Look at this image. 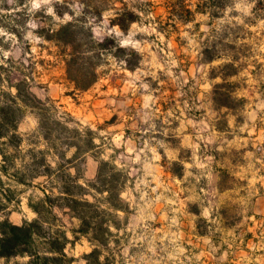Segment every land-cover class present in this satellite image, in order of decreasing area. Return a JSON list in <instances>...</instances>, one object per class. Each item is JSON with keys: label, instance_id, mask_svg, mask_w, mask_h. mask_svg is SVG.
<instances>
[{"label": "rangeland", "instance_id": "obj_1", "mask_svg": "<svg viewBox=\"0 0 264 264\" xmlns=\"http://www.w3.org/2000/svg\"><path fill=\"white\" fill-rule=\"evenodd\" d=\"M130 13L137 20L126 31L111 23ZM75 20L91 27L97 40L113 36L127 50L103 54L90 95L74 90L64 47L45 38ZM129 50L137 51L138 59ZM207 55L214 60L206 61ZM125 59L137 60V67L127 70ZM0 75V110L21 116V141L5 138L0 146V223L32 224L35 233L29 253L0 264L264 263V255L250 254L237 243L248 229L264 235L263 206L255 221L249 216L250 196L235 195L217 205L200 166L210 153L239 160L240 148L218 149L229 140L237 147L256 143L257 163L264 158V0H0ZM126 79L143 95L141 131L131 133L139 141L152 140L144 129H152L153 119L164 132L155 138L166 139L165 107L178 110L186 89L191 138L201 146L180 149L194 163L184 179L162 171L159 149L122 145L120 115L137 112L120 100ZM132 80L136 84L130 85ZM109 86L112 94L104 92ZM29 92L43 103L29 102ZM100 161L110 164L107 180L117 178L113 167L120 171L121 201L106 199L100 190ZM161 161L166 170L182 174L180 163ZM263 169L257 175L263 176ZM262 182L258 176L248 183L229 181L251 190ZM66 197H84L97 211H107L86 220L107 231L81 235L75 203L71 210ZM249 247L258 254L262 246Z\"/></svg>", "mask_w": 264, "mask_h": 264}, {"label": "crops", "instance_id": "obj_2", "mask_svg": "<svg viewBox=\"0 0 264 264\" xmlns=\"http://www.w3.org/2000/svg\"><path fill=\"white\" fill-rule=\"evenodd\" d=\"M136 22H133L131 25H134ZM128 70V69H127ZM122 80V79H121ZM126 85L120 87L119 94L121 96L120 100L121 102L125 103L126 108L130 106V108H133L135 106L136 113H121L120 115V121H121V127H120V134L123 139L122 145L124 147H132V148H138V147H153L157 148L159 156L161 160H164V158H168V160L176 161L180 163L183 166V172L181 175L176 176L170 169L166 170L163 166V162L159 160V167L162 169V171H167L168 176L174 177L177 179H184L185 174L189 172V168L194 165V163L186 160L184 157L180 155V149H192V147L201 146L199 143H195L192 141L191 138V108L186 104V89L183 90V97H181L179 101L178 110H175L174 106L173 108L168 106L165 107V111L168 114V122H167V128H164L166 133V139L159 141L158 138H155L158 136V134H162L163 129L157 127L156 125V119H153V122L151 124L152 129H144L145 131H150L152 133L151 141H139L135 139H131V133L133 131L140 132V124L139 118H140V111H138V108L141 105V95L140 90L138 89L137 84L132 80L130 82V85H134L133 87H129L127 79L125 80ZM97 86V82L88 90L80 92L81 95H90L92 92L95 91ZM112 86H109L105 88L106 94H112ZM55 98H59V94L57 91L54 94ZM175 100V98L173 99ZM207 107H205V118L207 116ZM225 110V109H224ZM176 113H178L176 115ZM159 117V116H158ZM202 117V111L199 112V119ZM135 121V122H134ZM134 124L136 128L133 129ZM162 130V131H161ZM176 130H178V143L175 144L174 140L176 137ZM255 139V138H254ZM243 139H240V141ZM234 143L231 145L232 141H227V143H224V145H221V150H225V148H240L239 150L244 151L240 155L241 157L237 161H232L227 158H221L220 155L216 153H210L209 155L203 157V163L200 165L202 166V175L205 177V180H207L206 184V191L208 192L209 196L216 197L218 200V204H225L232 196H250L251 198V207L252 210L249 214V216L253 219L258 220L260 218V213L256 212V209H262L261 206H263L264 210V172L262 173L263 176L257 175V170H259L261 167L264 168V158L260 160V163H257L259 159L255 156V144L254 142H246L244 145L241 144V146H236ZM241 143V142H240ZM205 146V145H204ZM162 149V150H160ZM165 149V150H164ZM178 149V150H176ZM251 154V155H250ZM262 161V163H261ZM264 170V169H263ZM256 176L259 178H263V182L255 185L253 189H250V185H246V187H239L236 185H232L229 183L230 180H240L242 182L247 181L250 182L256 180ZM204 180V181H205ZM216 205V206H217ZM212 210V207L210 208ZM255 221H252L250 224L255 225ZM250 228V226H248ZM237 243L239 244L240 249H243L247 251L248 253H253L256 255H264V235L261 237H258L254 234V231H250L248 229L247 232L240 234L237 238ZM252 243L253 247H258L261 245V249L258 250V254L256 250L252 251L249 247V244ZM250 248V249H249ZM252 254V255H253ZM258 264V263H255ZM264 264V263H263Z\"/></svg>", "mask_w": 264, "mask_h": 264}, {"label": "trees", "instance_id": "obj_3", "mask_svg": "<svg viewBox=\"0 0 264 264\" xmlns=\"http://www.w3.org/2000/svg\"><path fill=\"white\" fill-rule=\"evenodd\" d=\"M202 12H205L202 10ZM137 20V16L133 13L129 15H119L117 19L112 20L113 25H118L121 30L126 31L129 26ZM47 40L52 41L62 47H64L63 55L65 56V69L66 76L70 83L73 84L75 91H86L91 88L99 79L98 68L101 65V58L104 53L112 52L115 48L119 52H126L125 48L120 47L117 44V39L113 36L105 37L102 41L97 40L91 27H87L84 23H78L76 20L68 21L59 26L58 29L49 33L46 37ZM129 55L131 58L138 59V53L135 50H129ZM126 60L125 67L127 69L133 70L137 67L138 61ZM208 62H212L214 57L207 55ZM1 77V75H0ZM19 92L18 85H15ZM216 95V88L214 90ZM19 95L14 96V100H17ZM1 98V96H0ZM28 101L31 103H43L39 100L33 93H28ZM0 146L3 144V139L6 141L16 142L21 141L19 135L17 134L18 123L21 116L8 114L3 109L0 110ZM92 147L89 149L91 150ZM88 150V151H89ZM43 165L48 168L49 165L42 162ZM110 164L108 161H100L97 173V180H101L102 188L100 190L108 194V198L114 197L117 201H121L122 185L120 184V177L122 176L120 171H117L115 177L111 180L105 178V171L109 168ZM80 188H83L80 185ZM64 195V194H63ZM67 196H72L65 194ZM48 199L49 196L47 195ZM69 204L68 208L74 210L75 203V213L76 216L81 221L79 232L83 236H88L96 232L103 233L102 231H107L104 227H91L86 221L89 217H96L97 215H105L107 211H97L99 207L96 203L89 201L84 197H66ZM118 208V207H115ZM38 212V211H37ZM93 214V215H92ZM95 215V216H94ZM32 224H23L21 226L13 225L9 221H3L0 223V259L9 258L18 255H25L29 253L28 245L30 239L34 238L35 233L30 230ZM98 234V233H97ZM90 241L93 240L92 237H88ZM65 246H62L61 251L64 250ZM62 253V252H61ZM96 253L94 249L88 256ZM63 254V253H62ZM48 259V258H44ZM50 259V258H49ZM54 259V258H51ZM28 264H33L29 261Z\"/></svg>", "mask_w": 264, "mask_h": 264}]
</instances>
